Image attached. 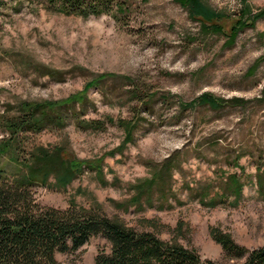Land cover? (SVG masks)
<instances>
[{
	"label": "rangeland",
	"instance_id": "374dc122",
	"mask_svg": "<svg viewBox=\"0 0 264 264\" xmlns=\"http://www.w3.org/2000/svg\"><path fill=\"white\" fill-rule=\"evenodd\" d=\"M206 1L230 16L221 21L227 33L204 30L177 0H115L108 11L87 16L61 13L48 0H0V119L24 100L65 99L107 74L84 104L62 111L64 128L23 134L20 151L24 157L33 147L63 146L74 159L102 162L107 184L85 168L66 188L32 187L37 201L57 208L100 205L132 228L196 249L203 260L239 264L245 258L227 256L210 228L230 232L251 250L264 245V195L257 183V175L264 179V16L232 45L228 33L246 6L252 16L264 0ZM205 92L228 103L199 105ZM85 119L106 127L83 129ZM122 121L136 127L119 150ZM6 136L0 123V141ZM13 165L0 157L8 172ZM231 174L243 183L237 201ZM148 181L153 187L141 203L119 208ZM203 187L210 195L224 192L226 203L202 204ZM109 249L97 236L58 258L98 264L97 254Z\"/></svg>",
	"mask_w": 264,
	"mask_h": 264
},
{
	"label": "trees",
	"instance_id": "16d2710c",
	"mask_svg": "<svg viewBox=\"0 0 264 264\" xmlns=\"http://www.w3.org/2000/svg\"><path fill=\"white\" fill-rule=\"evenodd\" d=\"M177 1L204 30L211 29L216 34L226 32L221 21L230 16L224 11L213 8L206 0ZM48 2L50 5L55 4L61 13L87 16L108 11L115 0ZM239 15L228 33L231 45L241 31L264 16V8L250 16V8L246 6ZM106 77L107 74H99L86 82L83 90L72 93L65 99L24 100L10 116L3 115L0 119L2 129L7 134L0 141V157L6 155L14 164L11 172H8L5 166H0V264H76L62 261L58 256L75 254L92 237L97 236L105 237L110 245L109 250L97 254L98 264H216L212 259L203 260L196 249H190L180 242L162 240L151 230L139 231L128 226L119 216L108 215L100 205L88 209L77 204L69 208H57L42 205L37 201L32 187L52 185L56 188H66L74 178L84 173L85 168L95 171L101 184H107L102 162L92 164L87 160L84 162L74 159L63 146L57 145L49 149L41 145L30 149L24 157L20 154L23 134L40 133L50 127L64 128L66 120L62 111L84 104L88 98L87 91L98 86ZM128 79L135 84L134 80ZM226 103L228 100L217 98L208 92L198 100L199 105L207 104L214 109H219ZM192 104L196 102H190V105ZM107 121L114 123L111 117H108ZM80 123L83 129L100 130L106 127L103 120L85 119ZM120 125L126 129L125 140L118 147L122 150L133 140V130L136 126L131 121H122ZM115 153L116 150L109 152L110 155ZM51 177L55 180L52 184L49 181ZM228 180L237 201L241 197L243 183L236 174H231ZM257 180L264 195L262 175H257ZM152 187V181H148L145 186L142 184L129 204L118 202L119 208L126 209L130 205L141 203V198ZM198 195L202 204L210 207L226 203L227 200L224 192L220 196L210 195L208 187L201 188ZM210 232L227 256L245 258L239 264H264V245L251 250L237 243L230 232L219 227L212 226Z\"/></svg>",
	"mask_w": 264,
	"mask_h": 264
}]
</instances>
